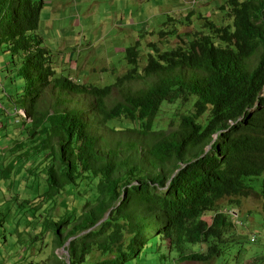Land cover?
<instances>
[{
    "label": "trees",
    "instance_id": "16d2710c",
    "mask_svg": "<svg viewBox=\"0 0 264 264\" xmlns=\"http://www.w3.org/2000/svg\"><path fill=\"white\" fill-rule=\"evenodd\" d=\"M44 6L0 0V47L21 58L14 104L30 119L14 125L11 141L0 128V176L33 177L38 194L25 203L48 204L52 214L34 216L39 235L30 242L49 236L54 252L68 253L41 262L228 264L232 247L257 237L242 238L222 200L239 207L259 195L264 215V188L253 183L264 177V0H227L218 18L201 17L186 43L157 48L141 70L137 48H127L131 68L105 87L56 77L37 34ZM134 81L147 86L107 104L115 86ZM48 90L87 95L92 110L66 109L56 94L47 106ZM99 126L134 138L111 145ZM76 195L81 208L70 215Z\"/></svg>",
    "mask_w": 264,
    "mask_h": 264
},
{
    "label": "rangeland",
    "instance_id": "374dc122",
    "mask_svg": "<svg viewBox=\"0 0 264 264\" xmlns=\"http://www.w3.org/2000/svg\"><path fill=\"white\" fill-rule=\"evenodd\" d=\"M226 1L44 0L45 6L41 13L37 34L43 40V46L52 53L57 78L70 77V80L78 85L92 84L105 87L114 84L119 76L131 68L126 57L127 48H137L138 65L141 70L148 56L156 55L157 48L161 51L171 50L173 47L186 43L188 39L185 33L192 36V33L199 29L198 25L203 22L201 17L205 15L213 19L218 18L220 7ZM192 11L196 14L187 18ZM150 43L153 44L150 45ZM19 58L4 49L0 52V89H6L9 95L5 90L2 92L17 102L21 100L24 81L16 77L15 87H11L4 77L8 75L5 69L7 67L15 69V63L18 64L21 61ZM146 86V82L143 81H134L120 87L115 86L106 98V102L112 106L123 98L125 92H137ZM69 93L71 94L61 96L59 92L48 90L45 95L46 105L52 103L51 95L56 94L61 99V103L66 104V109L92 110V98L78 92ZM2 102L5 104L6 114L15 113L13 106L9 107L11 100L6 99L5 102L2 99ZM17 104L18 110L24 115L17 114L14 119L12 118V123H10L12 125L6 133H10L7 141L16 137L13 122L26 116L21 104ZM59 109L64 110L62 106ZM253 111L254 109L251 112ZM111 123L118 126L119 122L112 121ZM97 134L101 140L111 145L134 138V135L127 136L125 132L115 133L102 126L97 128ZM2 146L1 143L0 149ZM2 160L0 157V163ZM24 167L17 165L18 171L24 170ZM25 176L26 179L22 180ZM25 176L21 171L18 175L12 174L8 180L0 176V264H45L41 260H53V255L59 259L67 257L62 251L63 248L53 251L49 236L45 242L41 239L30 242L33 236L39 235L38 228L34 227L32 222L35 220L34 216L40 215L46 218L52 212L48 204H45L43 208L35 209L34 206L37 204L25 203L38 194V190L32 188L33 177ZM253 183L258 190H262L264 177L253 180ZM74 199L72 206L67 204L70 215H74L73 213L81 208L82 201L79 195H76ZM240 202L241 206L235 207L228 199H223L222 206L223 209L234 211L233 221L236 226H240L238 229L243 239L247 240L248 237L256 235L258 241L255 240L254 243L250 240L248 243L246 241L240 249L236 245L232 247L230 254H226V257L229 258L230 264H262L264 215L261 212V196L251 194L248 198L240 199ZM64 207L66 206L58 207V213L61 208H63V213ZM18 241L23 242L24 245L17 244ZM229 260H227L228 264ZM180 264L205 263L185 261Z\"/></svg>",
    "mask_w": 264,
    "mask_h": 264
},
{
    "label": "clouds",
    "instance_id": "9594fccd",
    "mask_svg": "<svg viewBox=\"0 0 264 264\" xmlns=\"http://www.w3.org/2000/svg\"><path fill=\"white\" fill-rule=\"evenodd\" d=\"M16 57H18V56H16ZM20 60H21V58H19ZM16 64V63H15ZM19 64H21V61H19ZM71 94V93H70ZM11 97V96H10ZM4 98H6V99H9V100H11V103L14 105H9L8 103H6V105H9V106H13V108L15 109V113L14 114H6L5 113V110H6V107H5V104L2 102V99H4ZM14 99L11 97V98H7L4 94H2V98H0V113L1 112H3V114H4V119H3V121H2V123H0V128H2V131L4 132V134H6L7 133V131H9V130H7L8 129V126H11L12 124H10V123H12V118L14 119V117H16V115L18 114H20L21 116H23L24 114H21V112L18 110V108L15 106V104H14ZM5 102H6V100H5ZM5 109V110H4ZM4 110V111H3ZM25 112V111H24ZM7 115L9 116V117H7ZM25 115H26V112H25ZM22 120H23V122L24 121H26V122H30V119H28L27 118V116H25L23 119H17V121L16 122H13V124L14 125H18V124H20L21 122H22ZM9 132H8V134H6V136L8 135L9 136ZM6 139H9V137L8 138H6ZM230 213H232V215H233V213H234V211H230ZM68 243V242H67ZM66 243V244H67ZM64 250V249H63ZM67 258V257H66Z\"/></svg>",
    "mask_w": 264,
    "mask_h": 264
},
{
    "label": "crops",
    "instance_id": "0c3cea01",
    "mask_svg": "<svg viewBox=\"0 0 264 264\" xmlns=\"http://www.w3.org/2000/svg\"><path fill=\"white\" fill-rule=\"evenodd\" d=\"M5 49L4 47H0V52ZM16 67L15 69H11L10 67H7L5 70L7 71L8 75L5 76L4 78H6V81L8 84H10L11 87H15V83H16V78H15V75L17 74L16 73V68L19 67V63L18 64H15ZM3 77H1L2 79ZM14 82V84L12 83ZM2 90H5L6 93L8 94V91L6 89H0V98H2ZM5 95V93H4ZM9 95V94H8ZM6 96V95H5ZM7 98H11L10 96H6ZM4 100H6V98H4ZM10 107V106H9ZM4 114L3 112L0 113V123H2L3 119H4Z\"/></svg>",
    "mask_w": 264,
    "mask_h": 264
},
{
    "label": "water",
    "instance_id": "95a60500",
    "mask_svg": "<svg viewBox=\"0 0 264 264\" xmlns=\"http://www.w3.org/2000/svg\"><path fill=\"white\" fill-rule=\"evenodd\" d=\"M68 243H69V241H68ZM68 243H67V244H68ZM67 244H66V245H67ZM62 251H63L64 254L68 257V253H67V251H65V250H63V249H62Z\"/></svg>",
    "mask_w": 264,
    "mask_h": 264
}]
</instances>
